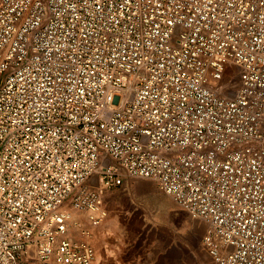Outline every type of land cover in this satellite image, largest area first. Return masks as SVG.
I'll list each match as a JSON object with an SVG mask.
<instances>
[{
	"label": "built area",
	"instance_id": "1",
	"mask_svg": "<svg viewBox=\"0 0 264 264\" xmlns=\"http://www.w3.org/2000/svg\"><path fill=\"white\" fill-rule=\"evenodd\" d=\"M126 176L264 264V0H0V264H94Z\"/></svg>",
	"mask_w": 264,
	"mask_h": 264
},
{
	"label": "rangeland",
	"instance_id": "2",
	"mask_svg": "<svg viewBox=\"0 0 264 264\" xmlns=\"http://www.w3.org/2000/svg\"><path fill=\"white\" fill-rule=\"evenodd\" d=\"M228 76L226 92L233 94L238 70L229 67ZM104 201L107 218L99 225L84 221L75 233V240L90 236L97 251L94 264H214L202 243L206 223L152 180L126 176Z\"/></svg>",
	"mask_w": 264,
	"mask_h": 264
}]
</instances>
